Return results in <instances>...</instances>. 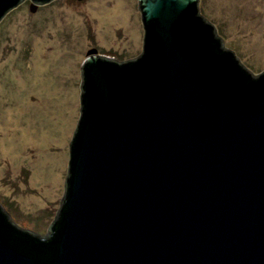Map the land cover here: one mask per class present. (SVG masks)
I'll use <instances>...</instances> for the list:
<instances>
[{
    "label": "water",
    "instance_id": "95a60500",
    "mask_svg": "<svg viewBox=\"0 0 264 264\" xmlns=\"http://www.w3.org/2000/svg\"><path fill=\"white\" fill-rule=\"evenodd\" d=\"M22 1L0 0V21ZM138 2L143 52L82 64L47 234L0 203V264H264V72L225 46L201 0Z\"/></svg>",
    "mask_w": 264,
    "mask_h": 264
},
{
    "label": "rangeland",
    "instance_id": "374dc122",
    "mask_svg": "<svg viewBox=\"0 0 264 264\" xmlns=\"http://www.w3.org/2000/svg\"><path fill=\"white\" fill-rule=\"evenodd\" d=\"M227 48L264 72V0H201ZM138 0L31 1L0 21V203L22 228L48 232L64 195L81 115L82 64L143 52Z\"/></svg>",
    "mask_w": 264,
    "mask_h": 264
}]
</instances>
